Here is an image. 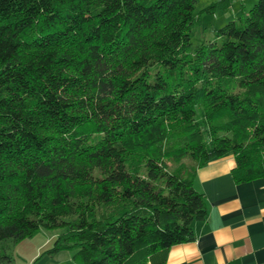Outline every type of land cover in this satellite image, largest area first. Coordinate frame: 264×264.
<instances>
[{
    "label": "trees",
    "instance_id": "16d2710c",
    "mask_svg": "<svg viewBox=\"0 0 264 264\" xmlns=\"http://www.w3.org/2000/svg\"><path fill=\"white\" fill-rule=\"evenodd\" d=\"M196 2L0 0V243L163 264L206 219L197 168L264 177V0L192 46Z\"/></svg>",
    "mask_w": 264,
    "mask_h": 264
},
{
    "label": "crops",
    "instance_id": "0c3cea01",
    "mask_svg": "<svg viewBox=\"0 0 264 264\" xmlns=\"http://www.w3.org/2000/svg\"><path fill=\"white\" fill-rule=\"evenodd\" d=\"M231 154L195 171L207 216L194 239L172 245L163 264H264V177L236 182Z\"/></svg>",
    "mask_w": 264,
    "mask_h": 264
},
{
    "label": "rangeland",
    "instance_id": "374dc122",
    "mask_svg": "<svg viewBox=\"0 0 264 264\" xmlns=\"http://www.w3.org/2000/svg\"><path fill=\"white\" fill-rule=\"evenodd\" d=\"M258 0H197L195 14L199 21L193 27L192 46L204 37H209L214 29L221 27L229 20L246 17L249 9ZM184 163L193 164L190 158ZM60 229H40L31 237L19 241L7 240L0 243V254H5L10 261L0 264H71V251L61 250L50 253Z\"/></svg>",
    "mask_w": 264,
    "mask_h": 264
}]
</instances>
